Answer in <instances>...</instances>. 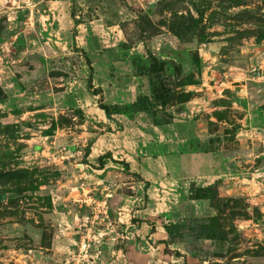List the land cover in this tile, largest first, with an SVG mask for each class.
<instances>
[{"label":"rangeland","instance_id":"obj_1","mask_svg":"<svg viewBox=\"0 0 264 264\" xmlns=\"http://www.w3.org/2000/svg\"><path fill=\"white\" fill-rule=\"evenodd\" d=\"M0 264H264V0H0Z\"/></svg>","mask_w":264,"mask_h":264},{"label":"trees","instance_id":"obj_2","mask_svg":"<svg viewBox=\"0 0 264 264\" xmlns=\"http://www.w3.org/2000/svg\"><path fill=\"white\" fill-rule=\"evenodd\" d=\"M153 60V69L157 71L159 62L156 57L152 56ZM164 67L163 63H160V70L162 71ZM89 88L93 89V85L91 82V79L89 80ZM151 106H153L152 102L147 97H139L134 103H132L129 107L123 108L120 105H112L107 106L102 103H99V108L107 115L110 114H129L132 116L133 113L136 112H148L150 111ZM173 119V118H172ZM169 124V123H167ZM155 125L159 126V124L155 121ZM115 163H120L113 161ZM104 164V162H102ZM127 168H129L128 163H123ZM203 191L200 188H197L196 186L192 185L189 189V198L190 200L198 201V200H205L206 197L199 196L198 192ZM199 221L198 218H193L186 224H175L172 226H169L167 228V233L170 237L178 236L183 233H190L193 236L197 237L198 239L202 240H208L211 239L212 232H215L212 228H208V226L201 224L200 226H192V223H195Z\"/></svg>","mask_w":264,"mask_h":264},{"label":"built area","instance_id":"obj_3","mask_svg":"<svg viewBox=\"0 0 264 264\" xmlns=\"http://www.w3.org/2000/svg\"><path fill=\"white\" fill-rule=\"evenodd\" d=\"M88 246H89V242L86 241L85 239H83V240H82V243H81L82 250H83V251H86L87 248H88ZM83 251H81V252H83Z\"/></svg>","mask_w":264,"mask_h":264}]
</instances>
